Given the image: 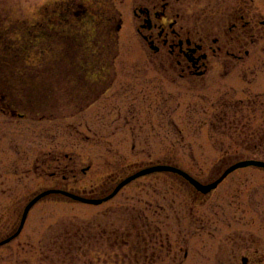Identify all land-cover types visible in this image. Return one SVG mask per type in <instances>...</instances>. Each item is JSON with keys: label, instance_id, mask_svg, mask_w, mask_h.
I'll return each mask as SVG.
<instances>
[{"label": "rangeland", "instance_id": "obj_1", "mask_svg": "<svg viewBox=\"0 0 264 264\" xmlns=\"http://www.w3.org/2000/svg\"><path fill=\"white\" fill-rule=\"evenodd\" d=\"M97 1L0 0V243L46 190L99 199L153 164L210 183L264 160V40L235 68L187 81L138 34L142 0L111 1L122 26L105 51ZM197 193L154 173L100 205L50 195L0 246V264H264V170Z\"/></svg>", "mask_w": 264, "mask_h": 264}, {"label": "flooded vegetation", "instance_id": "obj_2", "mask_svg": "<svg viewBox=\"0 0 264 264\" xmlns=\"http://www.w3.org/2000/svg\"><path fill=\"white\" fill-rule=\"evenodd\" d=\"M111 1H97L103 18L90 19L95 30L102 27L105 33V51L111 33L122 26L121 21L113 22ZM92 3L96 5L95 0ZM139 4L133 11L138 34L158 55L155 61L187 81L205 80L216 64L225 72L235 68L250 56L248 44L264 40V0H142ZM9 111L15 112V106ZM241 261L249 264L246 257Z\"/></svg>", "mask_w": 264, "mask_h": 264}, {"label": "water", "instance_id": "obj_3", "mask_svg": "<svg viewBox=\"0 0 264 264\" xmlns=\"http://www.w3.org/2000/svg\"><path fill=\"white\" fill-rule=\"evenodd\" d=\"M256 167V168H262L264 169V161L261 160H242L239 161L233 165H231L229 168H227L222 175L215 180L212 183L209 184H202L199 181H197L196 179H194L193 177H191L188 173L184 172L183 170L177 168V167H173V166H169V165H153L151 167L139 170L137 172H135L134 174L126 177L125 179H123L115 188L114 190L108 194L107 196L103 197V198H99V199H89V198H85L82 196H79L75 193H71L65 190H60V189H50V190H46L43 191L39 194H37L35 197H33V199H31L29 201V203L26 205L23 214H22V218H21V222L19 225L18 230L16 231V233L14 235H12L11 237L7 238L6 240L2 241L0 243V245H3L5 243H8L9 241H11L12 239H14L16 236L19 235V233L21 232L23 225L25 223V220L27 218V215L30 211V209L41 199L45 198L46 196L52 195V194H59L62 195L70 200L76 201V202H81V203H85V204H93V205H99L103 202H106L108 200H110L111 198H113L119 191L120 189H122L125 185H127L128 183H130L131 181L148 175V174H152L155 172H172V173H176L178 175H180L181 177H183L185 180H187L196 190H198L199 192L203 193V194H207L209 192H211L213 189H215L217 187V185L231 172L239 169V168H245V167Z\"/></svg>", "mask_w": 264, "mask_h": 264}, {"label": "trees", "instance_id": "obj_4", "mask_svg": "<svg viewBox=\"0 0 264 264\" xmlns=\"http://www.w3.org/2000/svg\"><path fill=\"white\" fill-rule=\"evenodd\" d=\"M67 237H70V236H67ZM81 237H84V238H85V235H82ZM70 238H71V237H70ZM54 241H55V242H60V238L56 237V238L54 239ZM61 243H64V241L62 240ZM67 244H69V243H67Z\"/></svg>", "mask_w": 264, "mask_h": 264}]
</instances>
